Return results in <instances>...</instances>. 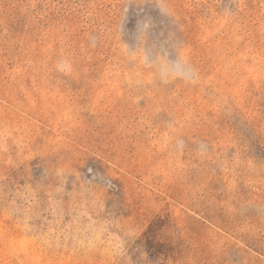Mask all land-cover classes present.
Segmentation results:
<instances>
[{
    "label": "rangeland",
    "instance_id": "rangeland-1",
    "mask_svg": "<svg viewBox=\"0 0 264 264\" xmlns=\"http://www.w3.org/2000/svg\"><path fill=\"white\" fill-rule=\"evenodd\" d=\"M0 264H264V0H0Z\"/></svg>",
    "mask_w": 264,
    "mask_h": 264
}]
</instances>
